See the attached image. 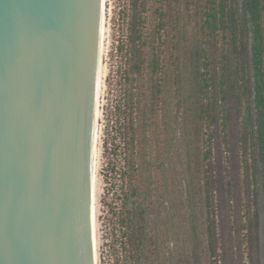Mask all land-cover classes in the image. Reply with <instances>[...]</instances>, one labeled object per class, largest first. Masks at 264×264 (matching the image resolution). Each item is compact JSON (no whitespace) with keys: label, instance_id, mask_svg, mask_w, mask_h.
I'll return each instance as SVG.
<instances>
[{"label":"trees","instance_id":"16d2710c","mask_svg":"<svg viewBox=\"0 0 264 264\" xmlns=\"http://www.w3.org/2000/svg\"><path fill=\"white\" fill-rule=\"evenodd\" d=\"M202 1L201 23L179 31L170 55L146 0L124 13L103 144L110 246L124 253L117 264H228L213 150L220 137L228 147L232 116L252 188L244 226L257 256L264 244V0Z\"/></svg>","mask_w":264,"mask_h":264},{"label":"water","instance_id":"95a60500","mask_svg":"<svg viewBox=\"0 0 264 264\" xmlns=\"http://www.w3.org/2000/svg\"><path fill=\"white\" fill-rule=\"evenodd\" d=\"M105 0H0V264H98Z\"/></svg>","mask_w":264,"mask_h":264},{"label":"rangeland","instance_id":"374dc122","mask_svg":"<svg viewBox=\"0 0 264 264\" xmlns=\"http://www.w3.org/2000/svg\"><path fill=\"white\" fill-rule=\"evenodd\" d=\"M130 0H107V28L109 29L106 39V52L104 58V84L100 119V167H99V195H98V240H99V264H117L124 258L122 248L116 246L112 249L110 220L108 219L109 207L105 204L110 201L112 194H107V183L104 177V167L106 166V155L104 154V140L106 138L108 118L112 100L115 98L119 66L122 58L118 54L117 46L123 36L126 35V23L124 13ZM150 22L164 21L163 30L165 49L168 55L173 51L172 44L179 35L180 30L186 27L188 33L195 31L203 18L202 0H146ZM236 118L231 117L229 128V145L224 146L222 137L219 146H215L214 158L218 161L216 172V205L221 214L219 232L222 233L220 247L228 250V264H253L260 256L261 263L264 264V244L257 256V242L253 237L247 236L250 228L244 226L249 223L245 216L246 202L248 194L252 188L247 187L245 169L242 165V150L236 128ZM261 187L262 212L264 211V184L259 182ZM255 226H253L254 228Z\"/></svg>","mask_w":264,"mask_h":264},{"label":"bare ground","instance_id":"6f19581e","mask_svg":"<svg viewBox=\"0 0 264 264\" xmlns=\"http://www.w3.org/2000/svg\"><path fill=\"white\" fill-rule=\"evenodd\" d=\"M109 29L107 28V0H105V12H104V30H103V49H102V68H101V86H100V102H99V122H98V134H97V150H96V166H95V247L97 260L99 264V240H98V195H99V167H100V119H101V106L104 84V58L106 52V39L108 37Z\"/></svg>","mask_w":264,"mask_h":264}]
</instances>
